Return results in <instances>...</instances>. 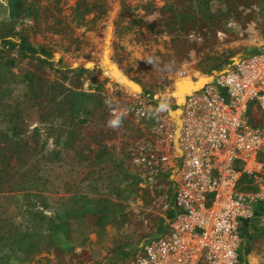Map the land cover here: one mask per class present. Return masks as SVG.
I'll use <instances>...</instances> for the list:
<instances>
[{
    "label": "rangeland",
    "instance_id": "obj_1",
    "mask_svg": "<svg viewBox=\"0 0 264 264\" xmlns=\"http://www.w3.org/2000/svg\"><path fill=\"white\" fill-rule=\"evenodd\" d=\"M0 51V139L28 143L0 264H135L173 214L187 103L264 51V2L0 0ZM251 230L239 264H264Z\"/></svg>",
    "mask_w": 264,
    "mask_h": 264
},
{
    "label": "built area",
    "instance_id": "obj_2",
    "mask_svg": "<svg viewBox=\"0 0 264 264\" xmlns=\"http://www.w3.org/2000/svg\"><path fill=\"white\" fill-rule=\"evenodd\" d=\"M187 106L173 214L135 264H239L243 237L264 225V51Z\"/></svg>",
    "mask_w": 264,
    "mask_h": 264
},
{
    "label": "trees",
    "instance_id": "obj_3",
    "mask_svg": "<svg viewBox=\"0 0 264 264\" xmlns=\"http://www.w3.org/2000/svg\"><path fill=\"white\" fill-rule=\"evenodd\" d=\"M18 47L19 52L27 57H34L38 52V49L32 47L26 39L22 40ZM40 53L44 56L48 55L46 48H41ZM27 147L28 143L25 141V139L20 137L4 136L2 139H0V193L5 191L6 193L19 192V190L16 191L18 185L13 186L9 183L14 179L12 171H14L15 167L12 166V163H14L12 160L14 158H23V156L26 155ZM260 160L264 161V156H261ZM20 188L22 189V187Z\"/></svg>",
    "mask_w": 264,
    "mask_h": 264
},
{
    "label": "clouds",
    "instance_id": "obj_4",
    "mask_svg": "<svg viewBox=\"0 0 264 264\" xmlns=\"http://www.w3.org/2000/svg\"><path fill=\"white\" fill-rule=\"evenodd\" d=\"M149 62H151V61H149ZM166 107V105L165 104H161L160 105V108L161 109H164ZM121 120L119 119V118H117V119H114V120H110L109 121V125L111 126V127H119V126H121Z\"/></svg>",
    "mask_w": 264,
    "mask_h": 264
},
{
    "label": "bare ground",
    "instance_id": "obj_5",
    "mask_svg": "<svg viewBox=\"0 0 264 264\" xmlns=\"http://www.w3.org/2000/svg\"><path fill=\"white\" fill-rule=\"evenodd\" d=\"M211 81H212V80H211ZM211 81H209V82H211ZM209 82H208V83H209ZM203 87H205V85H204ZM182 126H183V121H182ZM181 128H182V127H181ZM180 136H181V131H180V133H179V137H178V139L180 138ZM178 143H179V142H178V140H177V145H179Z\"/></svg>",
    "mask_w": 264,
    "mask_h": 264
}]
</instances>
